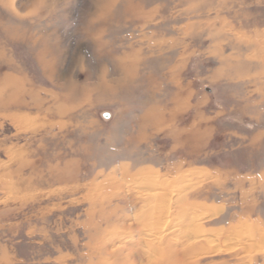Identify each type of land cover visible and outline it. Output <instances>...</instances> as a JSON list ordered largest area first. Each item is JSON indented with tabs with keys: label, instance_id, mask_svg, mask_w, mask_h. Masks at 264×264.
I'll list each match as a JSON object with an SVG mask.
<instances>
[{
	"label": "rangeland",
	"instance_id": "1",
	"mask_svg": "<svg viewBox=\"0 0 264 264\" xmlns=\"http://www.w3.org/2000/svg\"><path fill=\"white\" fill-rule=\"evenodd\" d=\"M0 264H264V0H0Z\"/></svg>",
	"mask_w": 264,
	"mask_h": 264
},
{
	"label": "water",
	"instance_id": "2",
	"mask_svg": "<svg viewBox=\"0 0 264 264\" xmlns=\"http://www.w3.org/2000/svg\"><path fill=\"white\" fill-rule=\"evenodd\" d=\"M109 117H110V115H105V118H107V119H108Z\"/></svg>",
	"mask_w": 264,
	"mask_h": 264
}]
</instances>
